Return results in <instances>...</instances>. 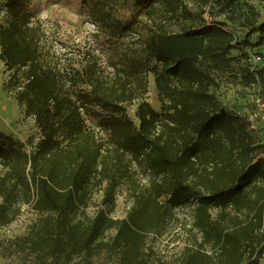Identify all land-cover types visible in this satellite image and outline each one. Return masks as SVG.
I'll return each mask as SVG.
<instances>
[{"label":"trees","instance_id":"trees-1","mask_svg":"<svg viewBox=\"0 0 264 264\" xmlns=\"http://www.w3.org/2000/svg\"><path fill=\"white\" fill-rule=\"evenodd\" d=\"M30 2L0 0V60L11 72L6 88L16 91L42 134L29 151L0 132V226L14 222L22 205L46 217L4 246L9 256L93 264L108 254L120 264H149L148 236L159 234L173 210L193 199L194 227L202 236L186 250L183 264H261L264 145L238 114L245 109L224 103L201 67L204 62L213 72L227 71L231 51L242 43L222 25L195 26L182 0H115L143 11L147 22L140 32L116 15L109 0H92L91 21L112 49L137 34V47L105 61L103 52L87 45L65 52L48 45L43 21L29 16ZM241 49L248 60V50ZM250 67L241 73L243 91L259 80L264 94V67ZM150 74L162 112L143 101L136 124L128 109L148 93ZM133 162L147 171L150 185L127 217L116 219L118 189ZM96 188L102 200L90 217L85 210ZM211 206L219 209L216 219ZM110 231L116 234L105 241Z\"/></svg>","mask_w":264,"mask_h":264},{"label":"rangeland","instance_id":"rangeland-1","mask_svg":"<svg viewBox=\"0 0 264 264\" xmlns=\"http://www.w3.org/2000/svg\"><path fill=\"white\" fill-rule=\"evenodd\" d=\"M92 0H31L28 11L31 20L43 21L44 27L49 35L48 45L54 46L56 50L65 52L70 48L84 47L94 48L103 52L105 61L110 57L122 53L126 49L135 48L137 34L127 35L123 42H119L112 49L106 38L94 25L89 16V2ZM111 9L123 21L131 22L133 31H141V23H146L147 18L143 11L135 8L132 4H117L115 0H109ZM192 15H195V26L203 23L210 25H222L235 37V43L239 45L231 51L232 67L224 72H213L202 62L203 70L210 72L215 79L212 86L213 92L222 101L231 107L248 109L250 102L248 94L242 89V70L249 65L245 59L241 46L245 47L246 53L254 57L264 56V31L260 27L264 25V0H236L231 6H227L228 0H210L208 4L204 0H182ZM5 3V1L3 2ZM4 5V4H3ZM186 25L188 21H184ZM183 25V24H181ZM176 30L177 26H172ZM249 45L245 46V42ZM50 47V46H49ZM256 68L264 67L255 64ZM11 72L0 60V132L14 136L17 140L26 144L31 151L41 140L42 134L37 127L34 117H27L24 107H21L16 100V91H9L6 87L10 80ZM262 84L264 82L262 81ZM148 102L158 112H162V102L156 92L155 77L149 75L148 93L139 100H136L128 109V117L136 124L138 119L136 111L139 104ZM249 104V105H248ZM251 107V106H250ZM88 125L96 132H100L98 122L89 120ZM264 139V137L260 138ZM128 177L121 183L117 194V207L113 213L116 219H124L132 211L136 204V198L147 191L149 175L147 171L140 168L137 162H133L127 168ZM255 184H260L256 181ZM89 207L85 210L90 217L94 216L102 200V191L96 188L92 192ZM1 202V198H0ZM197 202L191 199L185 205L173 210L169 219L163 224L159 234L151 233L147 239L146 256L149 264H183L186 250L195 249L197 243L201 242V233L194 227L195 209ZM210 213L216 219L219 209L211 206ZM46 215L35 212L29 205H22L21 213L14 222L0 226V264H38L32 260L20 256H9L8 247L10 241L27 235L31 227L44 219ZM82 218V214L78 219ZM264 234V231H262ZM115 231L107 232L105 241H111ZM264 247V236L261 238ZM264 264V254L260 260ZM93 264H120L117 257L102 254L94 260Z\"/></svg>","mask_w":264,"mask_h":264},{"label":"built area","instance_id":"built-area-1","mask_svg":"<svg viewBox=\"0 0 264 264\" xmlns=\"http://www.w3.org/2000/svg\"><path fill=\"white\" fill-rule=\"evenodd\" d=\"M248 60L252 72L257 69L255 64L260 65L263 61L259 55L254 57L249 56ZM245 90L247 93L249 92L251 94V92H254V94L249 96V98L251 97L249 99L250 105L248 104L249 108L241 110L238 114L246 120L253 134L262 138L264 137V94L262 93L260 81L257 80L252 86L246 87ZM260 142L264 145V139H261ZM262 157L264 158V150Z\"/></svg>","mask_w":264,"mask_h":264}]
</instances>
